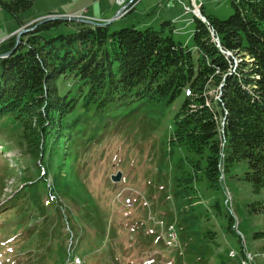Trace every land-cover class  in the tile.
<instances>
[{"label": "trees", "instance_id": "trees-1", "mask_svg": "<svg viewBox=\"0 0 264 264\" xmlns=\"http://www.w3.org/2000/svg\"><path fill=\"white\" fill-rule=\"evenodd\" d=\"M34 2L12 0L0 2V7L16 17ZM229 3L232 13L225 20L211 14H203L206 24L194 20L196 57L166 34L174 31L169 22H162L158 31L147 27L112 32L106 26L77 23L74 33L45 39L40 35L43 28L70 23L52 19L29 26L16 50L0 58V146L11 151L14 166L0 154V178L17 182L3 201L6 209L0 216L13 215L26 227L19 235L22 240L43 238L47 248L51 228L62 233L67 221L96 230L98 241L103 239L100 209L90 196L78 202L76 195L58 189V179L77 170L95 132L121 117L122 111L127 110L126 115L142 107H167L182 98L167 128L169 146L180 151H163L165 156L172 154L169 160L175 152L180 154L175 157V171L171 170L179 211L166 228L175 226L184 248L176 264H184V255L190 264H207L211 257L214 264H226L219 253H213L218 247L216 233L210 228L201 231L199 215L191 206V176L184 172L183 162L187 153L195 155L193 162L213 188L221 175H230L244 164L243 180L251 184L252 193L264 188V0ZM14 44L15 36L2 42L0 55ZM13 125L20 131L13 132ZM65 200L71 206L66 213L61 204ZM250 207L264 214V201ZM228 220L229 232L231 216ZM263 236L256 233L254 238Z\"/></svg>", "mask_w": 264, "mask_h": 264}, {"label": "rangeland", "instance_id": "rangeland-1", "mask_svg": "<svg viewBox=\"0 0 264 264\" xmlns=\"http://www.w3.org/2000/svg\"><path fill=\"white\" fill-rule=\"evenodd\" d=\"M9 1L12 0H0ZM197 2L198 6L203 5L206 16L211 14L225 20L232 13L229 0ZM183 5L170 0H139L134 11L121 20L115 19L108 25V30H144L149 27L145 25L147 22L158 31L162 22L158 19L159 15L166 11L172 19H177L173 21V34H166H171L176 43L189 48L196 57L192 44L194 20L191 14H184ZM82 9L87 10L86 18L97 24L99 20L106 23L108 19H113L120 7L115 0H35L31 8L19 12L16 17L0 9V42L20 32L25 25L52 18L75 17ZM131 25L137 28L129 27ZM76 28V22H60L43 28L40 35L45 39L56 38L72 34ZM12 30L15 31L8 34ZM181 103L182 98H178L167 107H142L126 115L124 112L127 110L122 111L121 117L95 132V141L86 147L87 153L77 170L65 179H58V189H66L76 195L78 202L90 196L100 209L103 215L101 221L105 225V236L99 241L96 230L76 222L63 226L62 233L69 228L75 229L76 238L71 246L76 257L71 264L177 263L184 248L178 240L175 226H166L170 217L174 219L179 211L178 196L172 194L174 174L171 176V170L175 171L176 158L180 154L175 152L176 158L169 160L172 154L168 153L166 157L163 151H180L169 146L166 131ZM144 111L147 118L142 114ZM12 131L20 129L13 125ZM7 153L12 154L10 151L0 152L3 157H8ZM195 159V155L187 153L183 170L191 176V206L195 215H199L201 231L210 228L216 233L218 247L213 253H219L226 264H240L242 256L248 258V255L252 258L248 264H264V236L254 238L256 233H264V214L254 213L250 207L256 201H264V188L259 194L252 193L251 184L243 180L244 164L236 166L234 172L226 175L222 183L213 188L202 170L196 167ZM11 166L14 167L12 163ZM13 171L19 174V170L13 168ZM117 172L121 173V178L113 183L110 178ZM16 185L13 178H0V213L6 209L3 201ZM224 189L228 190V195H225ZM126 199L129 204L124 202ZM226 200L229 202L226 203ZM65 203L70 205L68 201ZM184 208L187 210L186 205ZM77 212L72 209V213ZM228 216L232 217V231L229 232ZM17 220L13 215L0 216V264H69L68 234H63L62 244V233H55L57 229L51 228L53 237L48 239L50 246L46 248V243L41 242L43 238L22 240L19 235L26 227ZM183 263L190 264L185 255ZM214 263L213 257L207 261V264Z\"/></svg>", "mask_w": 264, "mask_h": 264}, {"label": "crops", "instance_id": "crops-1", "mask_svg": "<svg viewBox=\"0 0 264 264\" xmlns=\"http://www.w3.org/2000/svg\"><path fill=\"white\" fill-rule=\"evenodd\" d=\"M180 4H182V3H180ZM135 8H136V4H135V6H134V8H133L132 11H134ZM165 8H166V7H165ZM132 11H131V12H132ZM101 19H106V17H101ZM122 19H123V18H122ZM158 19H160V21H166V22H169V21L174 20V19H172L171 15H170L169 13H167L166 11H162V12L160 13ZM120 20H121V19H120ZM99 21H101V20H99ZM145 23H146V24H145L146 26L150 25V26H153V27H154L153 24H147V22H145ZM160 23H161V22H160ZM142 26H143V24L140 25L139 28L142 27ZM136 27H137V26H136ZM14 31H15V30H12V31H10L8 34L14 32ZM8 34H6V35H8Z\"/></svg>", "mask_w": 264, "mask_h": 264}, {"label": "water", "instance_id": "water-1", "mask_svg": "<svg viewBox=\"0 0 264 264\" xmlns=\"http://www.w3.org/2000/svg\"><path fill=\"white\" fill-rule=\"evenodd\" d=\"M18 37H19V36H18ZM18 37H17V39H18ZM17 45H18V42L15 43V47H14V49H13L11 52H8V53L5 54V55H1L0 57L3 58V57H5V56L10 55V54L16 49ZM111 180H112V182H114V183L118 182V181L120 180V174L117 173L115 176H112V177H111Z\"/></svg>", "mask_w": 264, "mask_h": 264}, {"label": "built area", "instance_id": "built-area-1", "mask_svg": "<svg viewBox=\"0 0 264 264\" xmlns=\"http://www.w3.org/2000/svg\"><path fill=\"white\" fill-rule=\"evenodd\" d=\"M194 2H195V0H190V4H191V6H192L193 8H195ZM186 10H187V11H190V8L187 7ZM194 11H195V10H193V12H194Z\"/></svg>", "mask_w": 264, "mask_h": 264}, {"label": "bare ground", "instance_id": "bare-ground-1", "mask_svg": "<svg viewBox=\"0 0 264 264\" xmlns=\"http://www.w3.org/2000/svg\"><path fill=\"white\" fill-rule=\"evenodd\" d=\"M198 3V2H197Z\"/></svg>", "mask_w": 264, "mask_h": 264}]
</instances>
